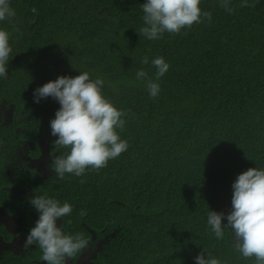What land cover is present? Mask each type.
<instances>
[{"label": "trees", "instance_id": "1", "mask_svg": "<svg viewBox=\"0 0 264 264\" xmlns=\"http://www.w3.org/2000/svg\"><path fill=\"white\" fill-rule=\"evenodd\" d=\"M144 2L10 0L16 15L0 21L12 48L7 76L0 77V109L12 111L11 121L0 123V204L22 210L6 189L4 164L19 140L32 143H26L32 157L41 154L43 140L46 176L26 166L14 170V183L69 203L71 214L59 218L65 234L87 239L86 227L117 225L106 245L107 264H196L201 252L220 264H256L235 250L230 228L216 239L207 214L226 217L237 175L264 169V0L255 7L231 0V14L221 0H201L210 21L156 40L139 35ZM145 56L148 64L141 63ZM156 57L169 64L159 80L151 63ZM140 69L159 84L157 97L136 77ZM79 72L101 77L102 94L126 113L117 133L128 148L106 167L58 179L53 161L69 151L54 146L51 134L59 103L51 97L37 103L33 92ZM0 264L26 263L3 253Z\"/></svg>", "mask_w": 264, "mask_h": 264}, {"label": "clouds", "instance_id": "2", "mask_svg": "<svg viewBox=\"0 0 264 264\" xmlns=\"http://www.w3.org/2000/svg\"><path fill=\"white\" fill-rule=\"evenodd\" d=\"M201 0H145L142 3L144 26L139 35L156 40L167 32L178 34L182 29L191 28L204 20H211V13L201 11ZM256 0L249 3L242 0L241 7H255ZM229 14L234 9L231 0H221ZM16 13L10 6V0H0V21H11ZM18 31V29H17ZM10 33L0 29V77L7 76V65L12 48L9 44ZM148 64V57L141 60ZM157 69L155 76L159 80L169 69V64L162 57L151 61ZM138 79L146 81L150 97L158 96L159 84L148 79V73L140 69ZM104 80L97 76L91 79L88 72H79L75 76L61 75L37 87L33 99L51 97L58 101L59 108L50 120L51 134L57 139L54 146L69 151L53 161L58 179L65 174L82 176L86 169L99 170L107 166L111 159L117 158L128 148L117 129H123L126 113L117 109L102 94ZM84 183L83 180L80 181ZM30 203L39 213L35 225L31 227L24 248L35 244L42 252L41 260L46 264H67L68 259H75L88 246L89 241L80 233L65 234L57 226V219L70 215L72 206L64 202L43 196L30 198ZM80 215H85L81 211ZM226 218L227 223H224ZM71 223V221H69ZM207 224L217 240L224 236L223 229H231L234 248L244 258H255L256 264H264V169L250 167L239 173L232 183L231 210L226 214L214 210L208 211ZM196 264H220L214 257L206 258L201 252L194 257Z\"/></svg>", "mask_w": 264, "mask_h": 264}, {"label": "flooded vegetation", "instance_id": "3", "mask_svg": "<svg viewBox=\"0 0 264 264\" xmlns=\"http://www.w3.org/2000/svg\"><path fill=\"white\" fill-rule=\"evenodd\" d=\"M25 143L32 144L31 142ZM25 145L28 146L27 144ZM27 154L32 157L29 153V146L27 148ZM31 168L35 169V167ZM35 170L40 179L47 174L45 173L42 177V172L37 169ZM14 179L18 178H12L10 176L14 191H10L9 193L14 194L18 200H20L22 210L17 209V212H11L6 206L0 204V254L10 253L17 255L26 264H46V262L41 260L42 252L38 246L32 244L29 245L28 248H24L27 234L31 227L35 225L39 213L34 208L29 211H34L33 213H35V216H33V213L28 212V207L24 206V200L26 197L29 199L31 197L28 192H23L22 188L31 191L34 196L35 192L29 186L26 187L22 182H20V187L18 188L14 183ZM18 212H20V214ZM56 223L58 227H61V220L59 218ZM86 228L88 231L87 240L89 241V246L82 253L77 254L75 259H68L67 264H107L104 260L106 257V245L110 238L118 234L119 227L117 225H106L99 230L90 227Z\"/></svg>", "mask_w": 264, "mask_h": 264}, {"label": "rangeland", "instance_id": "4", "mask_svg": "<svg viewBox=\"0 0 264 264\" xmlns=\"http://www.w3.org/2000/svg\"><path fill=\"white\" fill-rule=\"evenodd\" d=\"M3 110V111H1ZM0 123L7 124L12 119V111L9 108H1L0 109ZM4 137H7V134L4 135ZM25 141L19 140L18 143L15 144L14 149L10 151L9 158L5 161L4 169H6V172L11 177H17V173L14 172V170L21 171L22 167L30 166L35 167V169L40 170L42 172V177L47 173L45 171V165L47 162L48 155L46 154L47 151V145L43 140L39 141V148L41 151V154L36 157L32 158L27 154V148L28 146L25 145ZM9 152V151H8ZM9 191L13 192L14 186L11 184L8 188ZM23 192H28L30 197L33 198L34 194L31 191L26 190L25 188H22ZM24 206L28 207V212L33 213L32 211H29L30 209H33L34 207L30 203V199L28 197L24 200ZM33 216H35V213H33Z\"/></svg>", "mask_w": 264, "mask_h": 264}]
</instances>
